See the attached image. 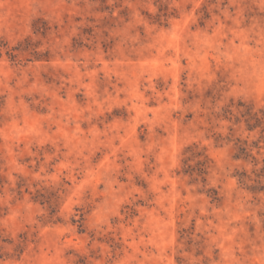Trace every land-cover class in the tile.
Returning a JSON list of instances; mask_svg holds the SVG:
<instances>
[{
  "label": "rangeland",
  "instance_id": "rangeland-1",
  "mask_svg": "<svg viewBox=\"0 0 264 264\" xmlns=\"http://www.w3.org/2000/svg\"><path fill=\"white\" fill-rule=\"evenodd\" d=\"M0 264H264V0H0Z\"/></svg>",
  "mask_w": 264,
  "mask_h": 264
},
{
  "label": "trees",
  "instance_id": "trees-1",
  "mask_svg": "<svg viewBox=\"0 0 264 264\" xmlns=\"http://www.w3.org/2000/svg\"><path fill=\"white\" fill-rule=\"evenodd\" d=\"M201 153H193V157L196 158V163L195 166L192 167L190 165H187V169L189 170L190 173H196L198 176H204L206 174V169H205V164L206 160L205 159H200ZM204 180V179H203ZM215 196V195H214ZM214 200L217 198L213 197Z\"/></svg>",
  "mask_w": 264,
  "mask_h": 264
}]
</instances>
